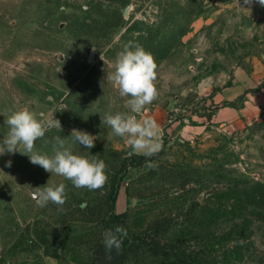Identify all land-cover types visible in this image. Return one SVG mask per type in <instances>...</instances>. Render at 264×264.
Instances as JSON below:
<instances>
[{
  "label": "rangeland",
  "instance_id": "374dc122",
  "mask_svg": "<svg viewBox=\"0 0 264 264\" xmlns=\"http://www.w3.org/2000/svg\"><path fill=\"white\" fill-rule=\"evenodd\" d=\"M242 7L0 0V140L6 116L27 107L62 125L37 151L51 155L60 136L74 154H98L108 176L99 190L78 189L27 155H0V264H89L112 196L129 235L153 226L168 244L125 264H264V7ZM129 41L157 64L158 97L137 114L159 126L151 158L128 157L130 146L100 118L129 111L108 80ZM72 129L96 136L95 147L74 142ZM47 183L66 185L62 209L33 199Z\"/></svg>",
  "mask_w": 264,
  "mask_h": 264
},
{
  "label": "clouds",
  "instance_id": "9594fccd",
  "mask_svg": "<svg viewBox=\"0 0 264 264\" xmlns=\"http://www.w3.org/2000/svg\"><path fill=\"white\" fill-rule=\"evenodd\" d=\"M253 3L264 7V0H244V4L248 7L242 8L251 10ZM156 69L157 64L153 55L140 44L129 41L117 54L114 70L108 75V80L118 90L119 96L125 98V107L129 111H118L114 114L108 112L100 118L102 124L107 125L115 136L124 139L130 146L128 157L142 155L151 158L161 149L157 122L151 118L141 120L137 117L146 105L151 104L158 97L155 83ZM4 125L8 130L0 140V155L5 153L14 155L17 152L27 155L33 165L63 177L78 189L99 190L107 183V166L104 160L99 159L98 154L91 156L74 154L67 140L60 136L54 137L51 155L36 150V142L44 138L51 128L62 131L58 119L54 117L50 120L45 119L43 113L38 117L36 113L25 107L8 114ZM69 137L87 149L95 147L94 141L97 139L96 136L77 129H72ZM5 166L11 167L12 161H7ZM148 166L154 167L150 162ZM32 197L39 207H45L51 202L62 209L66 202V185L47 183L43 187H36ZM126 236L127 231L123 226L117 225L114 229H107L103 233L106 250L111 253L115 249L119 254L122 250L123 237ZM108 259H111L110 255Z\"/></svg>",
  "mask_w": 264,
  "mask_h": 264
},
{
  "label": "trees",
  "instance_id": "16d2710c",
  "mask_svg": "<svg viewBox=\"0 0 264 264\" xmlns=\"http://www.w3.org/2000/svg\"><path fill=\"white\" fill-rule=\"evenodd\" d=\"M114 200L115 197L112 196L110 214L102 218L103 233L107 229H114L117 225L125 228L126 213L113 211ZM156 223L158 225L160 220H157L155 224ZM152 228L153 226H149L145 231L137 234L129 235L127 233V236L123 237L122 250L119 254H117L115 249H113L111 253L106 250L103 243L104 237L102 235L93 247L92 257L90 258L89 264H125L128 258L132 254L139 252V250L147 251L153 255L165 253L166 247H168L167 242L155 235L152 232ZM109 255L111 256V259H108Z\"/></svg>",
  "mask_w": 264,
  "mask_h": 264
}]
</instances>
